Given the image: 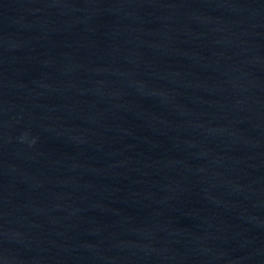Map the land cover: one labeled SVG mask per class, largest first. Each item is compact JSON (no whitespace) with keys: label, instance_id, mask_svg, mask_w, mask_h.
<instances>
[{"label":"water","instance_id":"1","mask_svg":"<svg viewBox=\"0 0 264 264\" xmlns=\"http://www.w3.org/2000/svg\"><path fill=\"white\" fill-rule=\"evenodd\" d=\"M31 264H264V0H18Z\"/></svg>","mask_w":264,"mask_h":264}]
</instances>
